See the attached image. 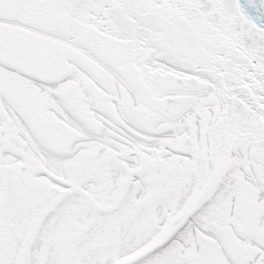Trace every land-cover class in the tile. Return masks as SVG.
Masks as SVG:
<instances>
[{
	"label": "snow or ice",
	"instance_id": "6c2138e0",
	"mask_svg": "<svg viewBox=\"0 0 264 264\" xmlns=\"http://www.w3.org/2000/svg\"><path fill=\"white\" fill-rule=\"evenodd\" d=\"M0 264H264V0H0Z\"/></svg>",
	"mask_w": 264,
	"mask_h": 264
}]
</instances>
